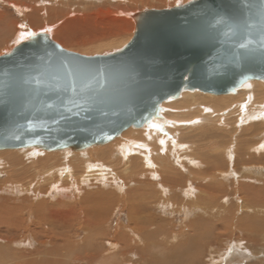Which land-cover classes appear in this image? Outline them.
I'll return each mask as SVG.
<instances>
[{
    "label": "rangeland",
    "instance_id": "rangeland-1",
    "mask_svg": "<svg viewBox=\"0 0 264 264\" xmlns=\"http://www.w3.org/2000/svg\"><path fill=\"white\" fill-rule=\"evenodd\" d=\"M190 1L192 0H0V28H2L0 29V56L10 52L19 43L20 39L18 38V35H21L22 32L25 33L27 30H30L32 35L39 32L41 33L43 31L42 25L50 28L46 35L50 39L56 40L57 44L68 51L89 57L114 53L121 50L130 41L133 33L129 36L127 32L126 35L120 36L121 39L116 42H125L122 45L102 48L101 51L103 52H94L101 49H97V47L95 49L96 45L106 44L115 41V38H118L114 37L113 35H115V33L109 30V23L106 21L104 23L103 20L100 21V18L98 19V15L100 13H109V16L113 19L129 20L131 23H134L135 27L133 15L136 13L146 10L169 9L175 6L184 5ZM21 40L23 41V39ZM83 43H85L86 46H77L78 44ZM244 86L237 89L238 91L236 92L237 94H240L241 92H245L247 94V96H245V102L248 112L249 105L252 101V97L254 96L250 93L251 88L250 85H248V82ZM169 105H171L170 102L166 106L168 107ZM171 107L163 109L164 112H167L168 114L170 113L169 115L162 112V115H165L164 118L167 119L168 122L167 128L170 127L168 129L166 128L167 130H165V133L173 130L177 133L180 126L176 123L181 119L180 117H178V119L177 115L172 113L173 108ZM256 112L254 111L249 114V117H252V119H247L243 116L240 120H238L236 115L233 116L231 121L238 122L237 127H234L231 122L230 124H226L224 120H222V126H220V124L213 125V129L209 131L208 127L203 128L204 124L200 125L203 129H198L195 128L198 123H193L191 126L194 128L193 130L191 129L189 132H183L182 136L187 140H181L183 143L176 142L180 146L176 144L177 146L175 148L169 147L167 145V141H165L164 143L166 144H164L163 147L155 149L156 145L151 142L152 147L155 148L151 147V149H149L150 152L147 156V160L150 156H152V159L154 158V161H156V170L161 174L164 172L171 177L172 173L177 176V178H181L183 182L190 179L194 183L198 184L204 178L209 180L212 172L215 171L208 170L207 172L210 173H207L206 167L200 166V168L195 165L196 162H199L197 160L198 157L209 161L204 164V166H209V168L213 166L216 168H219V166L226 168V166L229 165V167L227 166L228 169L235 166L234 175H236L237 179H233V175L226 177L228 182H234L233 186L235 183L251 186V180L258 179V181L256 180L258 183L256 182L257 184H253L254 187H263L264 176L263 178H260L259 176L261 175H256L255 169L260 168L259 165L264 167V143L262 148L257 149L256 151L253 150V146L257 143V141L264 140L263 131L259 132V130L264 128V124H261V129L254 126L262 122L256 119ZM178 113H180V111H178ZM222 116L219 117L222 118ZM175 125L178 127L173 128ZM132 130L133 129H125L122 133H124L127 138L133 140L137 137L136 135L138 133L133 135L134 131ZM243 130L247 131L243 132ZM253 130L256 131V133L251 132ZM174 131L171 132L172 135H179V133L175 135ZM201 133L203 136H201ZM260 133L262 134L260 135ZM215 144L218 145V148ZM227 144H230L231 153L227 152L225 154L224 146ZM209 147L213 148L209 150ZM111 148L112 146L109 144L103 145V147L94 145L86 149L84 148L81 150L82 152H78L82 153V159L88 160L90 155H92V158L95 159L96 157L99 163L111 166V162L114 161L113 159L109 161L106 157L101 158L100 156L102 155L95 153L98 151H106L107 154L105 153L104 156L108 157V155H110ZM68 152H62L60 150L45 152L35 148L20 150L15 149L10 151L4 149L0 150V186L2 184L9 183H12L13 185L20 183L22 184L21 186L31 185L30 190H21L17 195L14 194L13 197L12 194L0 193L2 195H0V211H2L4 207L8 206L6 198L7 200H11L9 204L13 207H20L23 209H21L18 214V218L21 220V229L19 224H16L17 229L15 231H13L12 228L10 231H7V229L4 230V227L2 228L4 225L0 224V233H5L4 238L0 239V247H2L0 249V256L4 255L5 252L8 251L13 258L12 262L10 258H6V261L0 259V264H54L52 260H50L52 258L51 256L44 255L45 252H49V249L51 252L52 248H55L58 253L61 252L62 264H92L93 260L91 261L90 258L84 259L88 254L92 256V259H94L93 256L100 258L103 256L104 258H107L116 254L118 258L113 264H124L127 259L129 263L136 262L135 264H264V222L257 223L254 220H251L253 218H256V220L262 219L261 217L263 215L260 214L259 207L256 206L264 207V204L259 203L255 206H252L251 204L249 207L250 212H247L248 207H246L245 210L244 208L242 209V207L246 205L241 200L242 198H245L243 194H238L236 196L235 194L230 193L228 195V200L221 203V208H224L225 210L233 208L234 211H232L230 215L226 216L227 218L219 216L218 219H214L215 222L213 219L205 220L207 218L200 213L195 215H183L177 205L175 206L177 208L174 211H171L172 215L169 208L163 210L159 206H155L151 210L149 209V206L154 202H150L145 208L147 211H150L144 213V215L147 217H154L155 219L150 220H157L158 222H149V218L146 217V219H142L138 216L135 217V221L137 220V222L134 221L135 223H133L129 219V215H131L129 207L123 200H119L117 203L114 202V206L111 211H105L107 213L106 216L102 218L100 222H96L95 216L92 212L93 207H103L104 210H106L105 205L101 204V202L95 197L92 200H88V203H85L84 201L83 203H79V200L81 199L79 197L83 194L73 193L70 186H68L70 189L68 195L73 194L71 197L66 199L67 202L71 204V207L65 206L63 209L65 213H68L67 219H64L68 222H61V224H58L59 222H56L57 220H45V215L37 216L39 213H42V211L38 208L41 203L46 201L53 202V199L57 198L52 197L50 194L49 196L51 197H49L48 195H45L44 192H40L42 189L47 188L48 185H51L55 179H57L56 181H59L57 174H53L54 176L50 179V183H48V178L44 177V170L52 168L55 165H59V163L62 162V164L67 163L66 165H71L72 167L75 166L76 168L78 167V172L82 171L81 163L79 160H75L76 155L70 153L74 151L69 150ZM258 156L261 157L257 158ZM144 157L145 155H140L137 158L142 159ZM248 157H250V160L247 159ZM114 159L117 161L119 160V157L116 156ZM258 159L263 160L260 162ZM255 161H258V164H256ZM261 173H264V171ZM242 176L244 178H249V180H243ZM226 179L224 178L223 181ZM111 181L113 180L110 178L108 182L104 183V185L106 186L107 184H112ZM223 181L221 182L226 184ZM148 183L151 182L148 181ZM84 184L87 185H79L84 189L83 192H85V188L86 190L91 188L94 190L97 189L99 183H95V180L90 178L87 179ZM203 185H212V187L217 188L216 186H218V183L216 182L213 184L212 182H207ZM19 187L15 186L14 190H20ZM51 192L55 193V190H52ZM171 196H174L177 201H183L185 198V196L177 192H174ZM77 198H79V200ZM66 200L65 198H61V201ZM193 202L195 201L192 199V201H189L188 204H192ZM85 204L89 206L88 210L84 209ZM25 208H30L31 212L25 210ZM202 208H206V206ZM85 212H87V214ZM17 213L18 212L16 211V217ZM2 215L3 213L0 214V216ZM186 216L188 217L186 218ZM87 218L95 224H98L94 226L93 224L91 225L90 223H85V219ZM249 221L251 222L248 223ZM53 223L57 224V228ZM67 223H69V225ZM145 223H149L147 227L145 226ZM191 223L192 225L196 223L198 224L197 226H200L199 224L201 223L199 231L193 232ZM134 224H137L136 226H138L141 231H144L143 229H145L149 232V234L153 235V237L156 236L153 242L150 240L148 241V239H143L146 241L135 239L133 233H135V231L138 233V230H133L135 229ZM26 229L28 231L30 229L40 230L42 233L38 234L37 232V234H31V231L28 232ZM153 229L155 230L153 231ZM215 229L217 231H214ZM26 231L28 233H26ZM93 233H95V235ZM11 235H13L12 238L10 237ZM200 235L203 237H200ZM28 236L31 237L30 242H23V239H28ZM117 236L118 238H116ZM42 237H45L47 239L45 241H48V244L45 247L40 246L38 243V241L40 242L43 240ZM163 237L167 240V242L163 240ZM50 239L51 241H54L55 239L56 243L50 244ZM92 239L94 241H92ZM9 240H11V243H9ZM112 240L116 241L118 244L117 249H109L108 243ZM160 241L163 244H161ZM235 241L241 245L240 248L234 249L233 246L235 244L233 242ZM85 243L86 246L83 245ZM142 243L145 244L143 245ZM125 244H127V246ZM53 245H56V247ZM221 247L223 249L222 252L219 251ZM245 250H250V252ZM132 251L133 254L129 255L128 252L132 253ZM218 252H221V254ZM41 253H43V256L40 255ZM68 253L70 256H68ZM84 253L87 254L85 255ZM216 253H218V256H221L220 261L215 260V256H217ZM141 256L144 258L142 259ZM48 257H50V259ZM150 259L154 261L146 263V261Z\"/></svg>",
    "mask_w": 264,
    "mask_h": 264
},
{
    "label": "water",
    "instance_id": "water-1",
    "mask_svg": "<svg viewBox=\"0 0 264 264\" xmlns=\"http://www.w3.org/2000/svg\"><path fill=\"white\" fill-rule=\"evenodd\" d=\"M121 50L84 56L44 33L0 56V150H83L140 128L181 89L264 80V0H192L133 15Z\"/></svg>",
    "mask_w": 264,
    "mask_h": 264
},
{
    "label": "bare ground",
    "instance_id": "bare-ground-1",
    "mask_svg": "<svg viewBox=\"0 0 264 264\" xmlns=\"http://www.w3.org/2000/svg\"><path fill=\"white\" fill-rule=\"evenodd\" d=\"M99 18H100V21L103 20L104 23L106 21L107 23L110 24V25H108L109 30H111L112 32L115 33V35H113L114 37H118V38H115V41H112V42H109L106 44L96 45L95 49H96V47H97V49L98 48L99 49L101 48V49L94 51V52H99L102 50V48L112 47L114 45H115V47L122 45L125 42H122V41L118 42V43L116 42L117 40L121 39L120 36L126 35L127 32L129 34V36L132 35V33L134 34V31H133V29L135 30L134 23H131L129 20L113 19L109 16V13L104 14V12L100 13L98 15V19ZM32 23H33V21H32ZM42 26H43L42 27L43 31L41 33H44L46 35L50 28H48V26H45V25H42ZM0 27H1V25H0ZM0 29H2V28H0ZM39 29H41V28H39ZM113 29H115V30H113ZM16 33H18V32H16ZM36 34H38V33H36ZM30 35L32 36V33L30 32V30H27L25 33L22 32L21 35H18V38L20 39V41H22L21 39H23V41H24ZM132 37H133V35H132ZM96 39H98V38H96ZM131 39H130V41H131ZM51 40L56 42V40H54V39H51ZM81 45H82V47L86 46L85 43L78 44L77 46H81ZM101 52H103V51H101ZM87 57H89V56H87ZM247 82L251 88L250 93L253 94V96H254V97H252V101L249 105L248 112H247L246 102H245L246 101L245 96H247V94L245 92H241L240 94H237V92H236V91H238L237 89L243 87ZM169 102L171 103V105H169L167 107L166 105ZM159 105L160 106H158L157 115L154 118L149 119L140 128H134L133 126H130L127 128V129H133L132 130V131H134L133 135L138 133L136 135L137 139L135 138L132 140L130 138H127L126 135L124 133H122L125 130L124 129L113 140L103 144V145L109 144L112 146V148L110 150V155H108V157L104 156L106 151L95 152L99 155H102V156H100L101 158L106 157L107 160H109V161H111L113 159L114 161L111 162V166L99 163L97 161L98 159H96V157H95V159L92 158V155H90V158L88 160L82 159V157H81L82 153H79L78 151L77 152L74 151V152H70V153L76 155L75 160H79V162L81 163V168H82L81 172H78V170H77L78 167L76 168L75 166L72 167L71 165H66L67 163L62 164V162H60L59 165H55L52 168H48V169L44 170V177L48 178V181H47L48 183H50V179H52V177L54 176L53 174H57V178L59 179V181H56L57 179H55V181L53 183H51V185H48L47 188L42 189L40 192H44V194L48 195V196L50 194L52 197H54V198L57 197V198L53 199L54 200L53 202L46 201V202L41 203L38 206V208L40 211H42V213L41 214L39 213L38 215L37 214L36 215L37 216L45 215V220H47V219L57 220L56 222H59L58 224H61V222L62 223L68 222L67 220H64V219H67L68 213H65L63 209L65 208V206L71 207V204L68 203L66 200L67 198H69L73 195V194L68 195L70 192V189L73 193H79V194L82 193L83 194V195H81V197H79V198H81L80 200H79V198H77L79 200V203H83V201L85 203H88V200H92L95 197L96 199H98L101 202V204L105 205L106 210H104L103 207H99V208L93 207L92 212L95 216L96 222H100L102 220V218H104L106 216V214H107L106 212L111 211L112 207L114 206V202L117 203L119 200H123L124 203L127 204V206L129 207V211L131 214V215H129V219L133 223L137 222V220L135 221V217H138V216L141 217L142 219H146L147 216H145L144 213H147L150 210L147 211L145 208L147 207V205H149L150 202H154L152 205L149 206V209H151V210L155 206H159L163 210H165L166 208H169V211L172 215L171 211H174L178 207L180 209V212L183 215H192V214L195 215V214L200 213V214H203L205 216V218H207L205 220L213 219L214 222H215L214 219H218L219 216L227 218L226 216L230 215L232 213V211H234L233 208L232 209H226V210L224 208H221L222 207L221 203L223 201L228 200V197H229L228 195L230 193L235 194L236 196L238 194L244 195L245 198H242L241 200L246 205L243 206L242 209L244 208V210H245V208L248 207L247 212H250L249 207L251 204H252V206L258 205L259 203L264 204V182H263V187H260L261 188L260 189V188H255L253 185L258 181V179H252L251 180V183H252L251 186H247V185L241 184V183H235V185L233 186L234 182H228L227 181L226 177H228L230 175H233V179L234 178H235V180L237 179L236 175H234L235 166H233V168H228V169H227V166L229 167V165H227L226 168H222L220 166H219V168H216L215 166H213V167L210 166L211 168H209V166H204V164L208 163L209 161L203 160L202 158L197 157V160L199 162H196L195 165H197L198 167H200V166L206 167L207 168L206 172L208 170H212V171L215 170V171L212 172V175L209 177V180L207 178H204L200 181V183L196 184L193 181H191L190 179L183 182L181 180V178H177V176H175L172 173H171V177L169 175L165 174L164 172L161 174L156 170L157 165H156V161H154V158L152 159V156H150L149 159L147 160V156L150 152L149 149H151V147H152L151 142H153L154 145H156L155 146L156 148L152 147L155 149H159V148L163 147L164 144H166V143H164L165 141H167V145L169 147L175 148L178 145L177 143H183V142H181V140L182 141L187 140V139H185V137L182 136L183 132L184 131L189 132V131H191V129L193 130L194 128L191 127L193 123H198L197 126L195 125L196 126L195 128H198V129L202 128L200 125L204 124L203 128L208 127L209 131H211L213 129V125L220 124V126H222L223 125L222 120H224V122L226 124H230V122H231V124H233L234 127H237L238 122H235V121L232 122L231 121L233 116L236 115L238 120H240L243 116L246 117L247 119H252V117H249L250 116L249 114L251 112L257 111L255 117H256V119H258L262 122L259 123L258 125H254V126L260 128L261 124H264V122H263L264 121V119H263L264 118V116H263L264 115V80H254V79L245 80L237 88H235L233 91H231L227 94H221V95L205 93V92H202V91L197 90V89L189 90V89L183 88V89H181V92L179 93V95L177 97H170L167 100L160 103ZM169 107L173 108L172 113L174 115H177V118L180 117V119H181L180 121H177V123H176L177 125H180L178 132H177V133H179V135L173 130L175 132L174 134L175 135L177 134L176 136L171 134V132H173V131H171V132L168 131V133H165V130H167L170 127L167 128L168 122H167V119L164 118L165 115L164 114L162 115V112L167 113V112H164L163 109H167ZM178 111H180V113H178ZM219 116H222V118H220ZM176 127H178V126L175 125V127H173V128H176ZM171 129H172V126H171ZM245 131H247V130H243V132H245ZM260 131H263L262 133H264V128L259 130V132ZM251 132L256 133V131H254V130ZM262 133H260V135ZM201 136H203L202 133H201ZM263 143H264V140L257 141V143L253 146V150L256 151L257 149L262 148ZM103 145H99V147L100 146L103 147ZM184 145H186V144H184ZM91 146H94V145H91ZM91 146H88V147H91ZM178 146H180V145H178ZM215 146L218 148L217 144H215ZM88 147H86V148H88ZM212 148L213 147H209L208 149L211 150ZM224 148H225V154L227 152L231 153L230 144H227L226 146H224ZM17 149L20 150V149H28V148H17ZM35 149H37V148H35ZM4 150L10 151V150H15V149H4ZM39 150H42L45 152L48 151V150H44V149H39ZM69 150H70V148H65V149H61L60 151L68 152ZM54 151H58V150H54ZM70 151H72V150H70ZM79 151H81V150H79ZM223 152H224V150H223ZM140 155H145V157L142 159L137 158ZM116 156L119 157L120 161L119 160L115 161L116 159H114V158ZM72 157H74V156H72ZM260 157L261 156H258L257 158H260ZM253 158H255V157H253ZM247 159L250 160V157H248ZM189 160H191V159H189ZM258 160L261 162V160H263V159H258ZM255 162H256V164H258V161H255ZM263 165H264V162H263ZM256 167H258V166H256ZM256 167H254V168H256ZM259 167L260 168L255 169V173H256V175H261V176H259L260 178H263L264 173H261V172L264 171V167L262 165L261 166L259 165ZM136 169H138V170H136ZM207 173H210V172H207ZM90 178L95 180V183H99L98 188L95 190L93 188L86 190V188H85V192H83L84 189L79 185H83V186L87 185L84 183H86L87 179H90ZM110 178L113 180V181H111L112 184H107L105 186L104 183L108 182ZM224 178L226 179L225 181H223ZM220 180L226 184H223ZM243 180H249V178L243 177ZM138 181H142V182H138ZM148 181L151 183H148ZM207 182H210V183L212 182L213 184L217 182L218 186H216L217 188H214V187H212V185H207V186L203 185V184H206ZM21 185L22 184H20V183H17L16 185H13L12 183L2 184L0 186V193L12 194V197H13L14 194L17 195L21 190H24V191L30 190L31 185H28V186H25V185L21 186ZM15 186H17V187L21 186V187H19L20 190H14ZM65 186H67V187H65ZM68 186H70V189L68 188ZM52 190H55V193L51 192ZM174 192H177V193L185 196L183 201H180V200L177 201L176 198H174V196H171V194H173ZM118 195H119V197H118ZM51 196H49V197H51ZM61 198H65L66 201H61ZM192 199L195 202H193L192 204H188V202L189 201L191 202ZM6 201H8V202H6L8 206L7 207L2 206L4 208L2 211H0V214L3 213V215L0 216V224L4 225V226H2V228L4 227V230L7 229V231H10L12 228L13 231H15L17 229L16 224H19V227L21 229V220H19L18 214L22 208L13 207L12 205L9 204V202L11 200H7V198H6ZM176 205H177V207H175ZM205 206H206V208H202ZM256 207H259V212L261 215H263L261 217L262 219L256 220V218H253L251 220H254L257 223L264 222V207L263 206H256ZM84 209L88 210L89 206H87L85 204ZM25 210L31 212L30 208H25ZM16 211L18 212L17 217L15 216ZM85 213L87 214V212H85ZM104 213H105V215H104ZM187 217L188 216H186V218ZM147 218H149V222L153 221L150 219H155L154 217H147ZM248 220H249V218H248ZM155 221H156V223L158 222L157 220H155ZM155 221H153V222L155 223ZM200 221L202 222L201 219H200ZM163 222H165V221H163ZM194 222H196V221H194ZM225 222H226V220H225ZM250 222L251 221H249L248 223H250ZM85 223H90L91 225L93 224L94 226L98 224V223L95 224L94 222H92L88 218L85 219ZM53 224H55V223H53ZM67 224L69 225V223H67ZM148 224L145 223V226L147 227ZM151 224H153V223H151ZM56 225L57 224H55V226ZM68 225H67V227H68ZM136 225H135V229H133V230L135 231L137 229L139 234L137 233V231H135V233H133L134 235L132 234L133 236H135V239H139L140 241H142L143 239H148V241L150 240L151 242H153V240L156 236L154 235L155 237H153V235L149 234V232L145 229H143L144 231H141V229L138 228V226H136ZM197 225L198 224H196V223L194 225H192V223H191L193 232H197L201 228L200 227L201 223L199 224L200 226H197ZM45 226H46V224H45ZM63 226H61V227H63ZM132 227H134V226H132ZM56 228H57V226H56ZM188 229H190V228H188ZM203 229H205V228H203ZM154 230L155 229H153V231ZM160 230H158V231H160ZM27 231H26V233L31 231L30 232L31 234H37V232H38V234L42 233L40 230H35V229H30L28 232ZM47 231H48V229H47ZM158 231H156V232H158ZM214 231H217V230L215 229ZM2 232H3V230H2ZM142 232H144V233H142ZM150 233H151V230H150ZM180 233H182V232H180ZM4 234H5L4 232L0 233V239L4 238V236H5ZM93 234L95 235V233H93ZM189 234H190V232H189ZM184 236H186V235H184ZM10 237L12 238L13 235H11ZM200 237H203V236L200 235ZM30 238L31 237L28 236V239H26V240L23 239V242H25V241L30 242ZM116 238H118V236ZM42 239L43 240H41L40 242L38 241V243L40 246L45 247L48 244V241H45V240H47L45 237L44 238L42 237ZM114 239H115V237H114ZM163 240L165 242H167V240L164 237H163ZM9 241H10L9 243H11V240H9ZM87 241H89V240H87ZM92 241H94V240L92 239ZM116 241L112 240L111 242L108 243L110 250L117 249L118 244L116 243ZM143 241H146V240H143ZM51 243L55 244L56 243L55 239H54V241H51V239H50V244ZM88 243H90V242H88ZM160 243H161V241H160ZM233 243L235 244L233 246L234 249L241 247V245H239V243L237 241H235ZM161 244H163V243H161ZM83 245L86 246V243ZM125 245L127 246V244H125ZM48 246H50V245H48ZM53 246L56 247V245H53ZM64 246H66V245H64ZM158 246H159V244H158ZM148 247H150V246H148ZM1 248L2 247H0V249ZM52 249H51V252L49 249V252L48 253L45 252L44 255L51 256L52 257L51 259H50V257H48V258L50 260H52V262L54 264H62L63 262L61 260V257H62L61 252L58 253L55 248H52ZM244 249H246V248H244ZM73 251H75V250H73ZM219 251H221V252L223 251L222 247L219 249ZM245 251L250 252V250H245ZM221 252H218V253L221 254ZM218 253H216L217 256H215L216 257L215 260L220 261L221 256L220 255L218 256ZM42 254L43 253H41L40 255L43 256ZM100 254H102V253H100ZM128 254L129 255L133 254V251H132V253L128 252ZM142 254H143V252H142ZM138 255H140V254H138ZM68 256H70V254ZM86 256L87 257L84 259L90 258L91 261L93 260L92 264H113L114 261L118 258V256L116 254L113 255L112 257H107V258H104L103 256L101 258L96 256L97 257L96 258L95 256H93L94 259H92V256L90 254H88ZM98 256H100V255H98ZM134 256H136V255H134ZM6 258H10L11 262L13 261V258L11 257V255L8 251L5 252L4 255L0 256V259H2V260L6 261ZM143 258L144 257H142V259ZM131 260H132V258H131ZM144 261H146V260H144ZM151 261H154V260L150 259V260L146 261V263H148V262L150 263ZM135 263L136 262L129 263L128 259L124 262V264H135Z\"/></svg>",
    "mask_w": 264,
    "mask_h": 264
}]
</instances>
